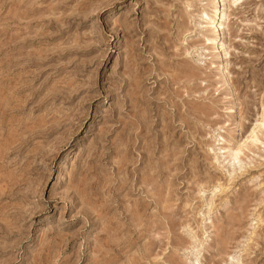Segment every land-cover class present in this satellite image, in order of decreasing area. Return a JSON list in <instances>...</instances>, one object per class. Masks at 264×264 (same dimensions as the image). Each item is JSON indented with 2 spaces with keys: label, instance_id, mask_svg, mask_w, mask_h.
Returning a JSON list of instances; mask_svg holds the SVG:
<instances>
[{
  "label": "rangeland",
  "instance_id": "374dc122",
  "mask_svg": "<svg viewBox=\"0 0 264 264\" xmlns=\"http://www.w3.org/2000/svg\"><path fill=\"white\" fill-rule=\"evenodd\" d=\"M215 1L0 0V264H264V0Z\"/></svg>",
  "mask_w": 264,
  "mask_h": 264
},
{
  "label": "bare ground",
  "instance_id": "6f19581e",
  "mask_svg": "<svg viewBox=\"0 0 264 264\" xmlns=\"http://www.w3.org/2000/svg\"><path fill=\"white\" fill-rule=\"evenodd\" d=\"M225 0H216L215 3H214V7L215 9L217 10L216 11V15L217 17L213 20H210V25H209V32L211 33V36L213 39H217V36L220 34V30L222 29L221 27L223 26V22L221 20H225L226 19V13H225V10L222 8V5L221 3H223ZM234 1H238V0H234ZM264 126V116H263V122L262 124ZM260 125V127H262ZM259 127V126H258ZM252 136V135H251ZM240 147H237L235 150H234V155H238L240 153ZM233 151V150H232ZM232 153V155H233ZM231 154V152H230Z\"/></svg>",
  "mask_w": 264,
  "mask_h": 264
}]
</instances>
